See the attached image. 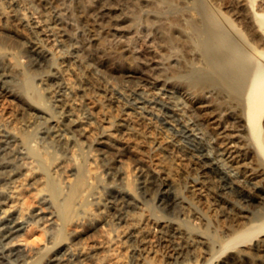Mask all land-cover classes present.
<instances>
[{"label":"bare ground","instance_id":"obj_1","mask_svg":"<svg viewBox=\"0 0 264 264\" xmlns=\"http://www.w3.org/2000/svg\"><path fill=\"white\" fill-rule=\"evenodd\" d=\"M34 1L39 6L45 5L43 0H34ZM211 1L214 5H216V7L219 8L218 11H221L220 9H222L224 4L223 1L222 0H211ZM252 2L254 3L255 0H253ZM190 3H192L191 7L188 5L190 9L184 10L182 8L181 10V8L179 7L180 14L178 13H176L177 15L172 14L171 16H169L171 17L170 18L171 21L169 22V25L165 24L167 26L166 29L169 31L164 34L163 39L168 43H175V42L180 43L185 58V61L184 62L182 61L183 63L178 67H175L176 66L175 65L172 71L176 74H181L185 72L184 74L185 77L183 80L181 79L182 80L181 84L188 94L195 95L196 97L199 98V99L197 98L198 99L197 102L207 103L208 101L210 104L214 103L213 105H211V107L213 106V111H218L219 113H222L224 111L230 110L229 114L233 116L232 118H234V116H237L238 118H240L241 121L246 120L249 124V126L247 125L249 128L248 130H246L247 134L244 138L245 142L248 145H250L253 143L252 141L253 138L254 142L259 148L258 151H262V153H264V141H263L264 136H262V131H263L262 117L264 115V63L261 62V59H264V36H263L264 34H261V36L259 35L258 37L259 43L262 44L263 46L262 48H260L261 45H259V43L258 44L255 43L250 44L249 42L245 43L241 41V37L238 36V34H240L238 33L239 31L237 33H234L235 30L238 29L237 28L235 29L231 25L232 23L230 21H229L230 22L229 26L231 25V27L235 30L233 31L231 28L227 27L228 25L227 21L225 23L223 20H221L218 17V14L215 11V7L208 0H192ZM76 6H78V4ZM249 6L253 8V12L255 13L256 16H258L259 18L258 20L261 21L260 22L261 25H264V0H260L259 5L258 6L256 5L254 7L251 2L250 5L249 3L246 2L242 6L240 5L238 6L240 9L238 7H235L233 4L232 7L234 8L231 7L230 11L232 12L233 10V14H235L236 12L238 14L240 13L242 17L243 12H241V10H245V12L247 13H249L250 11L252 12ZM80 7L83 6L80 5ZM89 9L90 7L86 6L85 8L83 7L82 10L85 12L88 11ZM0 13H1L0 52L5 50L6 53L10 54L13 53L12 50L13 48H15L16 53L21 56L20 53L25 52L24 50L28 48V51L35 56L34 61L30 60L31 62L28 64V70L38 71V72L40 71L39 73L42 74L48 73V69H47L48 66H46L47 64L46 59L49 55L46 48L43 45L36 43L30 39V37L26 33L24 23L20 19H18L13 13L9 11L8 12L1 11V6H0ZM226 14L224 13V15ZM68 15L70 14L68 13ZM224 15H221V17ZM249 15L247 14V16ZM159 16H161V14ZM228 16L229 15H227V17ZM183 17H185L184 19H186L185 23L182 22ZM232 21L234 23V20ZM247 21L249 23V20ZM249 25L250 24H248V26ZM255 34L256 33H254V35ZM240 35H242V33ZM251 36H253V34ZM133 58L134 57H132V59ZM113 61L111 63H113ZM197 62L200 63L201 66L198 67L195 66L196 65L195 63ZM72 64L73 61L71 60L70 63L64 62L62 65L59 64L60 66L55 65L57 68L55 70L54 76L51 77L50 79H47L43 83L44 91L46 92L47 96L46 95L44 96V94L43 95L39 94L41 92L43 93V91L41 92L40 90L39 92L37 91L39 100L44 97H48L53 101L51 103H54L58 108V109L55 108L58 110V113L57 111L55 112L56 114L55 113L52 114L51 112L54 105L50 111L43 110V108L41 109L40 108L41 106L39 108H36L41 102L38 105H36V107L34 104H33L34 107L31 106L30 103L29 105L25 99L26 95L25 96L23 95V87L16 84V82H14L15 80L14 81L12 80V75L9 72L10 70H8L6 66L0 67V75L3 78H5L4 82L2 84L0 83V93L4 92L6 93V95L10 94L21 100L23 102V106L25 105V108L23 109L24 112L26 113L25 117H27L25 126L22 128L23 126L22 125L20 126L21 128L19 127V129L16 128L13 131H8L10 137L15 141L13 143H17L16 141H20V142H24L25 145L27 141L26 139H29L26 132H28L31 126L32 128L34 126L38 127L41 125L43 127V124L46 125L45 127L47 129L45 130V128H43L42 131L45 130L47 136H49L52 140H54V142L52 141L53 144L55 143V141H57L59 142V145L61 142L65 144L73 143V146L77 147L76 145L79 146L82 145V143L80 142L82 139L79 140L78 137L89 138L90 140L92 133L89 130L88 124L90 123L89 121L92 122L93 120L91 119L88 121L85 117V112L84 114L81 112L85 110V101L83 99H80L78 97V94L79 96L81 95L83 97L85 96V93H88L90 90L92 93L93 91L92 89L98 84V82L96 81L95 78L91 76L89 72L85 70L81 71L79 69L80 68L79 64H78L79 68L78 66L77 67L72 66ZM20 65L22 66L21 63ZM66 65H70V66H68V68H65ZM23 66H25V64ZM23 70H25L24 67ZM38 72H36V74H38ZM50 72H53V70L51 69ZM49 73L48 75L50 76L51 73L50 74ZM73 74H75V78H77L75 80L76 83L77 80L79 81V84L77 86H75L76 84L74 85L73 83H71L72 80L71 81L68 80L70 78H68L67 76L72 75L73 77L74 76ZM25 77H27V74H25ZM30 77L26 79H30ZM29 86L30 88L34 86L31 81L29 82ZM203 94L205 97L207 94H209L210 99L207 101L205 99H202L201 96L203 97ZM30 102L33 101L30 100ZM55 109L53 111H55ZM87 110L88 112L86 113L90 115V118H94L96 120L95 128L97 129V131L94 139L91 138L92 141L94 140L97 142L101 154L104 156L105 155L109 156L111 158V163L114 165V167L116 166L117 169L113 170V172L109 176L110 178L108 177L109 180L107 182H104V179L102 181L100 177L101 175L100 176L97 175L96 169L87 168V166L85 165L86 162L81 161L77 166L78 173L76 177L72 180V182L70 181L68 190L66 191V193H64L62 199L63 203L61 202L62 205L61 207L59 206L61 208V211L58 212L62 215L59 216L57 213V209L54 206L55 202H53L52 200L54 199V195L53 197L51 195L53 192H51V194L47 193L46 186L43 185L44 183L41 182L39 178H37V176H35V173L32 172L35 176V177L33 176L34 178L28 179L29 181L26 184L28 188L27 187L23 188V186L20 183L19 184L16 183L17 185L13 184L15 183V181L18 180L20 176L24 174L27 175L28 172L32 171L31 169L32 160L29 159V162H27V160L26 162L22 161L24 164L18 163L17 165L18 167L16 166L17 162L14 160V162H16V164H14L15 168L9 167V165L6 164L4 166L5 170H0L3 171V175L2 173L0 174V176L2 175L0 179V192H1L0 195L4 190L2 187H4V185L8 186V184H11V186H8L7 190L3 191V192L6 191V193H4L5 195L2 194L5 198L1 196L2 199L4 198V203H6L7 206L4 208L5 209L3 210L4 212L1 210L3 214L2 216L0 215V220H1L0 223L2 224L5 223L6 221L8 223V225L6 223V227H1L4 228L3 238L6 241L5 249L10 253L12 252L14 254L23 253L22 255H25L26 254L25 251L28 252L27 250H29L28 252L29 254L31 250L30 248L27 249L23 242L26 240V235L29 233V231L32 230L33 227L32 225H36L40 227L45 233H48V235H51V232L54 229L60 230L61 228L63 229L65 228L68 230V236L66 235L67 238L64 236L60 237L61 239L62 237L65 238V239L63 238L64 239L63 241L61 239H58L59 235L56 236L57 231L54 230L56 232V235L54 236L58 237L57 238L58 240L52 234L49 237V243H52L53 246L54 245L56 246L55 251L53 250L54 252L48 258L44 257L43 259H46L44 262L42 263L37 262L39 264L40 263L41 264H192L195 263V260L197 259L194 255L198 248L199 241L197 242L198 238H196L197 239L196 240L192 236L193 235L192 232H194L196 226L195 224H192L193 225L192 226L189 223L187 224L185 223L190 220L192 221L191 218L190 220L188 219V221L185 220L187 217L199 218L200 215L196 210L198 209V207L196 206L197 207L196 209L194 207L192 208L193 205L192 201L191 202L187 201L184 198V196L181 194L182 189L180 190L179 188V182L177 177L181 171L180 166L179 165L174 166L175 163H173V165L170 164L168 165L167 160L164 157V155L167 152L169 153V150L175 148L176 144L172 140H166L163 138H159V139L146 138L144 132L142 131V128L138 127L139 123L144 120L143 117L145 116L142 117L143 114L131 115L130 113H124L121 114L120 116H115L113 115L114 113H110L108 110H106V108L103 105H100V103H98V105L96 103V105L94 106H89ZM197 112H198V116L200 117L199 120L202 122H206L207 118L203 117L204 114L201 113L200 109H197ZM209 112L211 114V111ZM207 117L209 118V116ZM26 129L27 131H25ZM35 131L39 133L38 130ZM92 132H94V130ZM8 133H4V135H0V143L5 142L7 144L9 140L6 141L4 136L5 134ZM209 134L213 137L216 135V132L214 131V129L209 130ZM226 140H227L226 136H222V137H220L219 135L216 136L217 145L222 146L223 144H226ZM92 144L88 146L92 148L93 147ZM63 146L64 144L62 145V147ZM80 149L83 148L80 147ZM150 150L157 151L159 155L157 157V161L154 163L153 166L149 167L150 166L149 165L147 168L144 167L145 164L141 166L142 168L140 170L141 171L140 188H142V191L145 195V198L142 199L143 197L142 198L138 197L136 192H134L131 186V184L133 183L129 181L127 182L125 180L124 175H122V173L124 174V172H121L123 170H120L121 168L119 167L122 166L123 169V165L125 163L124 157L129 156L130 158L141 160L142 156L145 153L149 152ZM246 152L248 153V151ZM2 153H4V151ZM260 154L261 153L259 152L253 154L254 155L253 163L255 164L254 168L258 169L260 167L261 169H263L262 171L264 172V158ZM7 155L8 153H6V156ZM51 156L53 157L52 153ZM79 157L77 158L79 159ZM198 159H200V157ZM2 160L4 161V159ZM49 160L47 161L49 162ZM83 160H85V156ZM55 161H54V163L56 164L55 166L58 169H63V170L67 168V165L69 163L68 162L69 160L67 161L65 159H61L57 163ZM243 163L240 162V164L239 163L236 164L234 161V164L237 165V168L240 169L243 174H245L247 173V170L249 169L250 166L248 167L246 163H244L245 165H243ZM89 171L92 173L93 176H95L96 178L95 182L91 181L92 178L88 180ZM206 174L204 173L203 175V182L210 183V178L207 177ZM101 187L106 188L104 190L109 189L113 191L114 192L113 195H105L104 191L102 190L103 188L100 189ZM191 188L192 189L190 191L192 192L196 191V188H194V186H191ZM49 190L51 191L50 188ZM247 193L249 194V192ZM253 194L257 198L259 205H261L262 208H264V187L257 190L254 189ZM157 199L160 200L164 205V206L162 205L163 208L161 209L163 210L164 207L167 208V210L170 209L172 213L175 215L174 218L172 216L173 214L171 215V218L170 215L168 217L167 214L163 216L164 215L163 211H161L163 212V215L162 214L160 215L161 212L159 213L157 210V208L159 209V207H154L153 206L154 204L152 203ZM150 201H152L151 204ZM78 205H83L84 208L82 210L78 209L77 210L78 213H77L76 209ZM79 211H81V213ZM240 212L241 210L239 211V213H234V214L232 213V215L230 216L231 223L230 224L228 223V226L226 224L225 227L224 225L222 226L224 227V229H222L221 232L224 233H219L218 232L219 230L218 231L216 230L213 233H211L210 232L211 227L209 228L210 222L208 220L211 217L209 218H207V216H205L204 218L202 217V220H204L203 233H205L206 237L204 236V239H202L201 237L203 235L202 236L200 235V239H202V242L207 243L204 245L209 246V240L211 241L212 245H214L212 241H214V243L216 241L217 242L225 241L226 240L225 238L227 236H229L228 238H230V240L228 241L231 242L230 244L238 245V243L247 242L250 239V237L255 233L256 234L258 233L261 234L262 232L264 233V223H262L261 226L258 225L259 228L255 227L257 228L256 230H254L255 228L253 229L252 227L254 231L252 229L240 230V228L242 227V223H244V221H242L243 218H247L249 222L255 220L254 217L249 216L247 213H240ZM262 213H264V211ZM203 215L206 214L204 213ZM180 217H184L182 218L183 220ZM257 218L260 217L257 216ZM28 219L31 220V222H29ZM180 220H182L183 222H181ZM183 223L186 224V225L184 224L186 226V229L184 228ZM188 224L190 225L188 226V228H190L191 226L193 228L195 226L192 232L190 230L191 228L189 229L190 231L187 230ZM197 228L195 231L199 230ZM202 228H200V230ZM194 233L196 235V232ZM199 234H201V232ZM1 240L2 242L4 241L3 239ZM202 242L200 243L202 244ZM222 244L223 243H221V245ZM254 245H257V247L255 246L256 248H261L260 246L264 245V238L255 242ZM51 246L47 244L46 248H49ZM161 247L162 249L164 247H168L170 248V252H171V253L169 252V254L163 259L161 258V256H158ZM240 249L241 250L238 249L239 252L237 253V257H236L239 258V260L240 257L245 256L247 255V253L250 252L247 251L250 250L249 248L248 249L246 248L247 250L244 248H240ZM42 250L43 248L34 251V253L36 254L40 253L42 252ZM190 251L192 253L195 252L193 255L195 259L194 262L193 261L191 262V258L189 257ZM22 255H19L18 258H20V256ZM25 257H27V255ZM22 258L23 256L21 257V259ZM235 263H237V261H235ZM3 264H13V263L8 261L7 263H3ZM221 264H229V262L227 260V262L223 261V263Z\"/></svg>","mask_w":264,"mask_h":264},{"label":"rangeland","instance_id":"obj_2","mask_svg":"<svg viewBox=\"0 0 264 264\" xmlns=\"http://www.w3.org/2000/svg\"><path fill=\"white\" fill-rule=\"evenodd\" d=\"M43 1L46 6L45 5L39 6L34 0H9V1L0 0L1 11H7V12L9 11L13 13L18 19H20L24 23L26 33L28 34L30 39L36 43L43 45L46 48L49 55L46 59V63H47L46 66H48L47 68L48 73L50 72L51 69L53 70V72H50L51 73L50 76L48 75V73H43L44 74L43 76L42 73H39L40 71L39 72L29 71L28 64L31 61L35 60V56L28 51V48L24 50L25 52L20 53L21 56L16 53L15 48H13L12 50L13 53L10 54L6 53L5 50L1 51L2 53L0 52V67L6 66L8 70H10L9 72L12 75V80L13 81L15 80L14 82H16V84L23 87V95L24 96L26 95V98L24 97L26 99V102L28 104L30 103L31 106H33L34 104L35 107L41 102L36 108H39L41 106L40 108L41 109L43 108V110L46 111L47 110L50 111L54 105L51 112L52 114H54L56 111L58 113L57 110L58 108L54 103H51L53 101L50 98L44 97L40 100L38 99V92L39 90L40 92L43 91V93L41 92L39 94L40 95L44 94V96L46 95V92L44 91L43 83L47 79H50L51 77L54 76L55 70L57 68L56 66L62 65L64 62L70 63L71 60L73 61L72 66L77 67L79 64L80 68L79 66L78 68L81 71L85 70L89 72L91 76L95 78L96 81L98 82V84L95 86L96 88L94 87L92 89L93 90L92 93L90 90L89 91L90 93L89 92L85 93V96L83 97L81 95L79 96L78 94V97L85 101L86 111L83 110L81 112L83 114L85 112V117L88 121L91 119L93 120L92 122L89 121L90 123L88 124L89 130L91 131L93 136V137L91 136V138L94 139V137L96 136V131H97V129L95 128L96 120L94 118H90V115L86 112H88L87 109L89 106H94L96 105V103L98 105V103H100V105H103L106 108V110H108L110 113H114L113 115L115 116H120L121 114L124 113H130L131 115L143 114L142 117L145 116L143 117L144 120L139 123L138 127L142 128V131L144 132L146 138L149 139L163 138L166 140H172L176 144L175 148L169 150V153L167 152L164 155V157L166 158L168 165L169 164L173 165V163H175L174 166L176 165L180 166L181 171L177 177L179 182V188L180 190L182 189L181 194L184 196V198L187 201L190 202L192 201L193 203L192 208L194 207L196 209L198 207V209L196 210L200 215L199 218L187 217L185 221H188V219L190 220L191 218L192 219V221L190 220L191 223L190 221L188 222L184 221L186 224L187 223H189L190 225L195 224L196 226V227L194 226L195 230L197 227H198L197 229H199L195 231L194 227L192 228L193 225L190 227L191 229L188 228V226L190 225L189 224L187 225V230L188 231L191 230V232L192 230H194V232H196V235L194 232H192L193 234L192 236L195 239L198 238V240L196 239L197 242L199 241L196 253L195 252L192 253L191 251L189 252L190 253L189 257L191 258V262L192 261L194 262L195 260L194 256L197 259L195 260V263L192 264H221L223 263V261L227 262V260L229 264H264V248H263L264 245H261L260 246L261 248H256L257 245H254L255 242L264 238L263 232L261 234L255 233L250 237V239L247 242L238 243V245L230 244L231 242H228L230 240V238H228L229 236L227 237L225 236L226 240L222 242L216 241L214 243V241H212L214 245L211 244L210 240H209V246L204 245L207 243L202 242L204 236L206 237L205 233H203L204 220H202V217L204 218L205 216H207V218L211 217L210 218L211 221L210 219H208L210 224L212 223L211 225L209 224V228L211 227L210 228L211 233H213L216 230L217 231L219 230L218 231L219 233H224L221 231L222 229H224L226 225L228 226V223L229 224L231 223L230 216L232 215V213L233 214L239 213L240 210H241L240 213H247L249 216H252L255 219V220L253 219L254 221L249 222L247 218H243L242 221H244V223H242V227L240 228V230H247V229L250 230L252 229V227L253 229L255 227L259 228V226H261V224L264 223V213H262L264 211V208H262V206L259 205L257 198L253 194L254 189L257 190L264 187V179H263L264 172L262 171L263 169H261L260 167L259 168L257 167L258 169L254 168L255 164L253 163L254 161L253 154L259 152L261 153L260 155L264 158V153H262V151H258L259 148L254 142L253 138H252L253 141L252 144L248 145L245 142L244 138L247 134L246 130H248L249 128L248 127L249 124L246 120H245L246 122L244 120L241 121L240 118H238L237 116H234V118H232L233 116L229 114L230 110L224 111L222 113H219L218 111H213V106L211 107V105H213L214 103L210 104L207 101L210 99L209 94H207L206 97L204 96V94L203 97L201 96V98L205 99L207 103L197 102L199 98L196 97L195 95L188 94L181 84L182 80L185 77L184 75L185 72L181 74H176L172 71L173 67L175 65H176L175 67L181 65L185 61V58L180 43L178 42L168 43L163 39L164 34L169 31L166 29L167 26L165 24L169 25V22L171 21L170 20L171 17L169 16H171L172 14L174 15L176 13L180 14L179 13L180 8L181 10L182 8L184 10L190 9L192 4L190 2L192 0H80L82 4L80 3L79 0H58V1L43 0ZM208 1L211 4H213L211 0ZM222 1L224 4L222 9H220L221 11H218L219 8L213 4V6L215 7V11L218 14V17L221 20H223L225 23L227 21L228 24L227 27L231 28L233 31L237 28L238 30H235L234 33H237L239 31L238 33L240 34L242 33V35L244 34L243 37L242 35L238 34V36L241 37V41L245 43L249 42L250 44L253 43L258 44L259 35L261 36V34H264V25H261L260 23L261 21L258 20L259 19L258 16H256L255 13L253 12V8L249 6L250 9L252 10V12L250 11L249 13L245 12V10H241V12H243L244 14V15L242 14V17L240 13L238 14L237 12L236 13L234 12L235 14H233V10L231 12L230 8L233 6V4L235 7H238L239 5L242 6L246 2L249 3V5L251 2L253 4V7L256 5L258 6L260 0H255L254 3L252 2L253 0H222ZM154 3L155 4L158 3V4L155 5ZM77 4L78 6H76ZM80 5H82L84 8L86 6L90 7V9L84 12L82 10L83 7H80ZM223 8H225L226 10ZM77 9L80 11H78ZM159 11L162 13H160ZM68 13L70 15H68ZM224 13L227 14L224 15ZM160 14L161 16H159ZM247 14L250 15L247 16ZM221 15H224L225 17L224 16L221 17ZM227 15H229L230 18L229 16L227 17ZM184 18L185 17L182 18L183 23H185L186 21V19ZM231 18L232 20H234V23L231 20ZM256 19L259 23L256 21ZM247 20H249V23ZM229 21L232 23L231 25L235 29H233L231 25L229 26L230 23ZM247 23L250 24L249 25L250 27L248 26ZM253 25L255 28L253 27ZM254 33L256 34L254 35ZM252 34L253 36H251ZM259 45H261L260 48L263 47L262 44L259 43ZM25 55L28 57H26ZM132 57H134L137 62L135 61L134 58L132 59ZM112 61L113 63H111ZM261 62L264 63V59H261ZM20 63L22 64V66L20 65ZM24 64L25 66H23ZM195 64H196L195 66L197 67L201 66V64L198 62ZM66 66L65 68H68V66L70 65H66ZM23 67L25 70H23ZM36 72H38V74H36ZM25 74H27V77H25ZM73 75H74L73 77L72 75H68L67 77L70 78L68 80L69 81L72 80L71 83H73L74 85L76 84L75 86H77L79 84V81L77 80L76 83L75 80L77 78H75V74ZM29 77L30 79H26ZM4 80L5 78H3L0 75L1 84L4 82ZM30 81L34 85L31 88L29 86ZM24 91L27 93H25ZM87 94L88 95L91 94V95L88 96ZM30 100L33 102H30ZM24 108L25 105L23 106V102L18 98L10 94L6 95V93L4 92L0 93V135H4V133H8V131H13L16 128L19 129V127L22 125H23L22 128L25 126L27 117H25L26 113L23 110ZM54 109L55 111H53ZM197 109H200L201 113L204 114V115L202 114L204 118H207L206 122H202L199 120L200 117L198 116ZM209 111H211V114L212 113L213 114L211 115ZM86 114L89 116H87ZM207 116H209V118ZM141 125L146 126V127L143 126L144 130ZM262 125H263L262 136H264V115L262 117ZM45 126L46 125L44 124L43 127L42 125L38 127L34 126L33 128L31 126L32 129L29 127L31 130L29 129L28 130L29 133L26 132V134L28 135L30 140L26 139L28 141V142L26 141L25 143L26 146L24 145V142H20V141H16L17 143H13L15 141L10 137L9 133L5 134L4 137L6 141L8 140L9 141L7 142V144L5 142L0 143V161L3 162V163L0 162V170H5L4 166L6 164L9 165V167L15 168L14 164H16V162H17L16 164L17 166L18 163L24 164L23 162H26V160L27 162H29V159L32 160L33 161V162L31 161L32 171L28 172L27 175L24 174L20 176L18 180L15 181V183L13 184L17 185L20 183L24 188L27 187L26 184L29 181L28 179H32L35 176H37V178H39V180L44 183L43 185L46 186L47 193L51 194V192H53L51 195L52 197L54 195V199L52 200L53 202H55L54 206L57 209V213H58L61 211L60 207L63 203L62 199L64 193H66V191L68 190L70 181L72 182V180L76 177L78 173L77 166L81 161L86 162L85 165L87 166V168L96 169L97 175L99 176L101 175L100 177L102 181L104 179V182H107L109 180L110 178L109 176L111 175L113 170H116L117 168L116 166L114 167V165L111 163V158L109 156L106 155L104 156L101 154L99 145L97 144L96 141L94 140L92 141L91 138L90 141L89 138L78 137L79 140L82 139L84 141L81 140L80 142L82 143V145L80 146L76 145L77 147H74L73 143L72 144L69 143L70 144L69 145L68 143L65 144L61 142L59 145V142L55 141L56 144L55 143L53 144L54 140H52L45 133V130L47 129ZM43 128H45L44 131H42ZM27 129L25 131H27ZM92 129L94 130V132H92L93 131ZM213 129L216 132V135L212 137L209 134V130H213ZM35 130H38L39 133H37V131ZM217 135H219L220 137L226 136L227 137L226 144H223L222 146L217 145V141H216ZM46 139L48 142L46 141ZM90 142H92L93 144ZM63 144L64 146L62 147ZM90 144L93 145V147L91 146L92 148L88 146ZM80 147L83 149H80ZM11 148L14 149L12 150ZM87 148L88 149L90 148L89 151ZM3 151L4 153H2ZM246 151H248V153ZM6 153H8L7 156ZM51 153L53 157L51 156ZM33 154H36L37 156ZM158 155L159 153L157 151L150 150L149 152L145 153L142 156L141 160H137L127 156L124 157L125 163L123 165V169L122 166L119 167L121 168L120 170H123L121 172H124V174L122 173V175H124L125 180L127 182L129 181L133 183L131 184V186L134 192H136L138 197L140 198L143 197L142 199L145 198V195L142 191V188H140L141 185L140 170L142 168L141 166H143L144 164H145L144 165L145 168H147L149 165H150L149 167L153 166L154 163L157 161ZM84 156H85V160H83ZM77 157H79V159ZM199 157L200 159H198ZM2 159H4V161ZM61 159H65L67 161L69 160L68 161L69 163L67 162L68 165L65 170L58 169L55 166L56 164L54 163V161L56 160L55 162L57 163ZM14 160L16 162H14ZM47 160H49V162ZM249 160L251 161V163ZM234 161L236 164L238 163L240 164V162L241 163L244 162L248 167L250 166L249 169L247 170V173L243 174L241 170L237 168V165L234 164ZM244 163L243 165H245ZM32 172L35 173V176ZM1 173L3 175V171H0V174ZM204 173L208 174V175L206 174V176L210 178V183L212 181L211 184L207 182L205 183L203 182ZM88 174H89L88 180L92 178L91 181L95 182L96 180L95 176H93L90 171L88 172ZM2 175L0 176V179ZM233 179L236 180L234 181ZM8 186H11V184H8ZM8 186L4 185L5 188L4 187L2 188L4 190H7ZM191 186H194V188H196V191L194 192L190 191L192 189ZM49 188L51 189V191L49 190ZM102 188L103 187H101L100 189ZM104 189L106 188L102 189L105 195H113L114 193L113 191L109 189L108 190H104ZM3 191L2 194L6 193V191L5 192ZM108 191L111 192L109 193ZM247 192H249V194ZM2 194L0 195V200H1L0 212L1 210L2 211L5 210L4 208L7 207L6 203H4L5 197ZM1 196L4 198L2 199ZM152 201H150V204ZM152 203L154 204V205L152 204L154 207H159L160 211L157 208L159 213L161 211L164 212V215L163 212H161L160 215L162 214L163 216H165L167 214V216L169 217L170 215L171 218V215L173 214L172 211L170 209L167 210V208L165 207L162 210L161 208H163L162 207L163 204L160 200L157 199ZM83 208H84L83 205H78L76 212L78 213L77 210L78 209L82 210ZM79 212L81 213V211ZM204 213L206 215H203ZM2 214L3 213L1 212L0 215L2 216ZM58 215L60 216L62 214L58 213ZM172 216L173 218L175 217L174 214ZM257 216H259L260 218H257ZM180 218L182 219L184 217H180ZM182 220L180 221L183 222ZM29 222H31V220H29ZM6 223L7 221L2 224L0 223L1 224L0 230L2 229L0 231V233L2 234V235L0 234L1 236L0 264L7 263L8 261L13 264H17V263L39 264L37 262H41V263L44 262L46 259L43 258L44 257L48 258L55 251L56 246L55 245L53 246L52 243H49V237L52 234L53 236L56 235V232L54 231L56 229H54L51 232V235H48V233H45L40 227L36 225H32L33 226L32 230L29 231V233L26 235V240L23 242L27 249L30 248L31 254L30 253L28 254L29 250H27L28 252L25 251L26 253V254L24 253L25 255H22L23 253L21 254H14L12 252L10 253L5 249L6 241L3 238L4 228H1V227H6ZM185 223H183V226L186 229ZM223 225L224 227H222ZM200 228H202L201 229L202 231L200 230ZM257 228H255L254 230H256ZM60 230H56L57 231L56 236L59 235L58 236L59 238L56 236L54 237H56V239L57 238L61 239L60 238L61 236L67 238L68 230L65 228L64 229L61 228ZM197 232L199 233L201 232V234ZM200 235L201 236L203 235L201 237L202 239H200ZM64 237H62L61 239L62 241L65 239ZM1 239H3L4 241L2 242ZM200 242H202V244ZM221 243L223 244L221 245ZM47 244L52 246L46 248ZM41 247L43 248L42 252L37 254L34 253V251L42 249ZM240 248H244V249L249 248L250 250L247 249L246 250L250 251L249 252L250 255L249 253H247V255L240 257V260L239 258H236L237 253L239 252V250H241ZM169 252H170V248L164 247L162 249L161 247L158 256H161V258L163 259L169 254ZM19 255H22L23 258L21 259L22 256L18 258ZM26 255L27 257H25ZM25 260L26 261L29 260V261L26 262ZM234 260L237 261V263H235Z\"/></svg>","mask_w":264,"mask_h":264}]
</instances>
